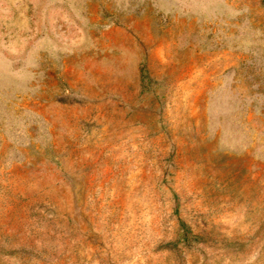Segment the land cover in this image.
Segmentation results:
<instances>
[{
    "label": "rangeland",
    "instance_id": "1",
    "mask_svg": "<svg viewBox=\"0 0 264 264\" xmlns=\"http://www.w3.org/2000/svg\"><path fill=\"white\" fill-rule=\"evenodd\" d=\"M0 264H264V0H0Z\"/></svg>",
    "mask_w": 264,
    "mask_h": 264
},
{
    "label": "trees",
    "instance_id": "2",
    "mask_svg": "<svg viewBox=\"0 0 264 264\" xmlns=\"http://www.w3.org/2000/svg\"><path fill=\"white\" fill-rule=\"evenodd\" d=\"M148 76L146 70L144 68H142V77H143V80L145 81L146 77Z\"/></svg>",
    "mask_w": 264,
    "mask_h": 264
}]
</instances>
